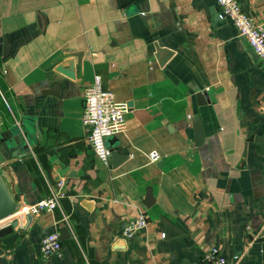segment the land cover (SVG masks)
Masks as SVG:
<instances>
[{
  "label": "crops",
  "instance_id": "1",
  "mask_svg": "<svg viewBox=\"0 0 264 264\" xmlns=\"http://www.w3.org/2000/svg\"><path fill=\"white\" fill-rule=\"evenodd\" d=\"M237 1L264 28V0ZM218 9L216 0H0V134H24L25 121L34 136L16 155L0 142L1 170L21 207L64 181L59 208L10 219L20 222L0 238V264H202L210 247L228 264H264V68ZM96 75L128 106L110 141L128 156L116 167L96 157L81 120ZM141 214L147 227L123 238L122 224ZM54 230L70 236L43 256Z\"/></svg>",
  "mask_w": 264,
  "mask_h": 264
},
{
  "label": "built area",
  "instance_id": "2",
  "mask_svg": "<svg viewBox=\"0 0 264 264\" xmlns=\"http://www.w3.org/2000/svg\"><path fill=\"white\" fill-rule=\"evenodd\" d=\"M218 16L230 20L237 32L244 36L248 45L256 53L264 68V28L254 22L252 17L245 13L237 0H216ZM84 109L82 123L89 126L88 141L96 157L103 163H108L111 150L106 145L109 136H115L125 131V113L128 106L124 102L116 101L111 91L103 89L100 76L96 75L94 81L84 91ZM157 151H151L149 158L158 159ZM63 179H59L50 189L49 195L31 206H24L22 212L38 215L42 211L51 212L60 207V199L64 196L62 188ZM65 217V216H64ZM12 218V217H11ZM0 222V228L8 225L10 219ZM70 226V225H69ZM147 227V219L144 214L121 226V235L125 239L134 238L140 231ZM62 248L60 232L54 230L41 238L40 253L43 256L59 253ZM82 264H90L87 259ZM202 264H228L226 257L215 247L206 249L202 254Z\"/></svg>",
  "mask_w": 264,
  "mask_h": 264
},
{
  "label": "water",
  "instance_id": "3",
  "mask_svg": "<svg viewBox=\"0 0 264 264\" xmlns=\"http://www.w3.org/2000/svg\"><path fill=\"white\" fill-rule=\"evenodd\" d=\"M118 2L120 4V6H125L129 2H131V0H118ZM216 16H218V13H217V15H215V17ZM3 55H6V51L3 52ZM58 70L61 73H63L64 75L72 78V74L70 72H66L62 68H58ZM196 97H197V100H198L199 104H203L204 103L203 93L201 91H197L196 92ZM192 123H193L194 128H195L194 143H195V145H199L202 142V139H203L202 124H201L200 117L196 116L194 119H192ZM22 125H23V127L25 129L24 134H22L19 131H17V133L12 135L13 134L12 131H14V128L10 129L8 131H5L4 133L0 134V142L1 143H5V145L11 151L12 155H16L15 153H13V151H14L13 148L15 147V145L21 144L23 142L27 143L28 140H30L31 138L33 139V137H34L32 135V133L29 131L25 121L22 122ZM11 135H12V137H11ZM110 141L116 142V139H114V136H109L106 139V145L111 150V154H110V158L111 159H110L109 163L113 167H116L119 164H121L123 161H125L128 156L123 153L122 148H121L120 145H118L114 149V146H112L110 144ZM5 161H6V158L2 154V151L0 150V222L5 220V219L11 218V217L21 213L22 212V208H23L15 200L12 188L6 182V180L4 178V174H3L2 170H1V164H3ZM151 203H152L151 191L148 190L147 193H146V198H145L144 204L146 206H150ZM24 216H25L26 220L29 223L30 220L32 219V215L29 212H26L24 214ZM19 222H20L19 219H14L8 225H5V226L1 227L0 228V238L5 236V235H7V234H9V233H11L13 231V229L19 224ZM163 222H164L165 232L168 235L170 229L172 228L171 227L172 224L170 222H168L167 220H163ZM69 236H70L69 234L66 235V236L61 234L60 235V239L62 241L66 237H69Z\"/></svg>",
  "mask_w": 264,
  "mask_h": 264
},
{
  "label": "rangeland",
  "instance_id": "4",
  "mask_svg": "<svg viewBox=\"0 0 264 264\" xmlns=\"http://www.w3.org/2000/svg\"><path fill=\"white\" fill-rule=\"evenodd\" d=\"M7 99V98H6Z\"/></svg>",
  "mask_w": 264,
  "mask_h": 264
}]
</instances>
